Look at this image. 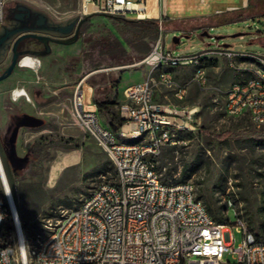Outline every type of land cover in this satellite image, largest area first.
<instances>
[{
	"label": "rangeland",
	"instance_id": "obj_1",
	"mask_svg": "<svg viewBox=\"0 0 264 264\" xmlns=\"http://www.w3.org/2000/svg\"><path fill=\"white\" fill-rule=\"evenodd\" d=\"M164 13L166 18L177 23L166 29L163 27L165 52L188 57L212 50H228L264 57V0H247L246 6L244 0H164ZM119 18L100 14L82 16L78 0H10L4 7L0 37L16 31L6 43L8 49L19 30L33 29L38 34L68 41L81 22L78 40L68 45L34 39L23 41L20 58L29 56L32 67L17 63L12 74L0 82V143L11 138L15 123L24 116L37 119L41 124L21 126L17 130L15 156L20 160L26 158L32 143L40 137L48 141L43 157L37 160L28 157L19 168L10 165L4 149L0 151L15 192L20 183L27 188L35 186L40 191L38 196L30 197L27 193L24 201L30 223H37L46 231L39 233L40 238L49 231L44 225L54 224L60 211L77 209L100 181H115V171L110 165L104 175L92 174L98 166L109 163L108 157L74 123L70 109L75 87L83 79L92 89L93 103L106 93L120 103L119 96L124 97L126 84L147 76L149 69L146 66H133L147 54L139 58L123 41V34L130 36L129 26ZM159 18L164 25L163 15ZM124 19L136 21L137 16L127 14ZM71 24L74 29L68 36L58 30ZM202 33L207 36L202 37ZM174 38L179 39L177 44L173 43ZM155 40H147L150 50ZM1 53L0 75L11 63V53L6 50ZM119 59L125 62L117 63ZM205 67L207 86L191 85L184 102L174 97L175 88H156L157 103L178 107L185 115L194 111L192 124L197 128L182 134L185 144L163 148L157 165L162 167L163 174L170 173V180L177 181L183 167L198 164L199 169L191 177L197 198L205 206L207 199L211 209L216 210L224 205L228 196L232 197L237 210L243 211L250 230L259 235L263 228L264 127L255 126L247 115L230 117L225 112L227 89L234 82L248 79L250 69L256 64L236 60L234 67H230L225 58H213ZM171 72L175 85L181 86L192 77L193 69L184 67ZM152 75L156 77L155 72ZM21 89L27 92L31 102L13 98V92ZM101 117L104 125L109 127L108 118ZM68 139L76 142L67 143ZM71 153L78 156V163L62 167L54 182H49L51 167ZM16 170H19V176L14 175ZM228 220L229 223L236 220L233 209L228 211ZM240 238L235 233V246ZM7 242L0 238L1 246ZM226 260L231 261L229 256Z\"/></svg>",
	"mask_w": 264,
	"mask_h": 264
},
{
	"label": "built area",
	"instance_id": "obj_2",
	"mask_svg": "<svg viewBox=\"0 0 264 264\" xmlns=\"http://www.w3.org/2000/svg\"><path fill=\"white\" fill-rule=\"evenodd\" d=\"M8 1L0 0V25ZM78 1L82 16L136 14L137 20H157V39L150 52L133 65H144L149 72L141 82L126 87L117 107L118 132L102 122L85 79L75 87L71 118L105 152L116 178L100 181L77 209L60 211L54 224L44 225L48 234L38 236L35 243L24 237L0 153V226L8 230V242L0 245V264H264V228L259 235L251 232L232 197L225 199L226 221L217 223L197 198L191 180L163 182L155 170L163 148L185 144L182 134L197 130L192 124L194 111L185 115L178 107L157 103L156 88L173 87L176 100L184 102L191 85L207 86L208 60L225 58L230 67L236 60L252 61L256 67L250 69L251 76L227 89L225 112L230 117L247 115L255 126L264 127V57L228 50L180 57L164 51L159 13L156 18H140L146 11L133 9L134 5L147 6V0ZM18 63L26 68L33 65L29 56ZM184 67L193 69L192 77L176 86L171 70ZM13 98L31 102L24 89L15 90ZM5 147V141L0 143L1 152ZM262 174L264 190V166ZM229 209L236 216L234 223H229ZM234 232L241 236L237 246ZM228 256L231 261L226 260Z\"/></svg>",
	"mask_w": 264,
	"mask_h": 264
},
{
	"label": "trees",
	"instance_id": "obj_3",
	"mask_svg": "<svg viewBox=\"0 0 264 264\" xmlns=\"http://www.w3.org/2000/svg\"><path fill=\"white\" fill-rule=\"evenodd\" d=\"M119 20H122L126 25L129 26L128 32H130V36L123 34L122 35L123 41L129 47H131L135 53L138 54L139 58L148 54L150 51V47H149L147 40H155L158 37V22L152 21V20L127 21L124 18H119ZM176 24L177 23L167 20L164 23V25L162 24V27L166 29L170 26H176ZM115 44L119 45V43H111L110 45L114 46ZM129 58L130 57H128V59ZM122 62H125V60H122V61H120V59L117 60V63H122ZM94 101H95L94 104L96 106L97 113L100 116L107 117L109 120L110 129L113 132H118L120 125H121V121L117 114V107L119 106L120 103L116 100L111 99L110 93H106L102 99H95ZM188 135H190V133ZM66 142L68 143V142H76V141L72 139H68L66 140ZM47 147H48V141L46 140V138L40 137L39 139L34 141L32 145L30 146L27 157L29 158L31 157L34 160H37L45 155ZM3 164H4V161H3ZM109 165L112 166V168L114 169L112 163L109 160V163L106 162L98 166L96 169H94V171H92L93 172L92 174L98 177L104 175L107 172V167ZM4 168H5V164H4ZM198 169H199L198 164H195L194 166L190 168L185 166L183 167L181 171L179 180L172 181L170 180L171 175L169 172L163 174L162 167L155 165V170L161 175L162 181L167 182V183L188 182L189 180H191V177L197 172ZM5 172H6V168H5ZM14 175L19 176L20 175L19 170H16L14 172ZM115 176H116V173H115ZM262 177H263V174H262ZM7 179H8V183L10 185V189L14 197V201H15V205L17 208L19 218L21 220L24 237L30 243H35L37 237L39 236V233L45 230L43 229L41 225H38L37 223H30V219L27 216L28 214L25 211L24 201L27 198V193H29V196L30 195L38 196L40 194V191L35 186H30L28 187L29 188L28 189L24 183H20L18 186V191L16 193L15 188L12 186L13 182H11L8 176H7ZM26 188L28 189V191H26ZM206 206H207L206 209L208 210L209 214L212 216V218L217 223L223 224L226 221V218L224 217V213H226V203L225 202H224V205H222V207H219L216 210H212L210 203L206 199ZM263 212H264V206H263ZM262 227L264 228V222L262 223ZM250 231L252 232V230ZM0 238L5 239L7 242L8 230L6 229V227L0 226Z\"/></svg>",
	"mask_w": 264,
	"mask_h": 264
},
{
	"label": "water",
	"instance_id": "obj_4",
	"mask_svg": "<svg viewBox=\"0 0 264 264\" xmlns=\"http://www.w3.org/2000/svg\"><path fill=\"white\" fill-rule=\"evenodd\" d=\"M81 24V22L76 26V28L74 29V25L71 24L70 26H68L67 28L64 29H58L59 31H61L62 33H64L66 36L70 35L71 32L74 29L73 32V36L70 40L68 41H59L57 39H53L47 35H41L38 34V32L36 30L33 29H23V30H19V34L18 36H16L11 44V63L10 65L7 67V69L0 75V82L7 79L13 72L14 68L16 67L17 63L19 62L20 59V53H18L17 48L18 45L20 43H22L23 41H25L26 39H34L43 43H56V44H64V45H68L71 43H74L78 40V34H79V25ZM50 30H53V28H51ZM11 32V33H6L5 35H3L2 37H0V57H1V52L7 50L6 43L9 40L10 37H12V35L15 33ZM202 37L207 36L206 33H202L201 34ZM179 42L178 38H174L173 39V43L177 44ZM5 48V50H4ZM2 49V51H1ZM41 124V121L34 119L32 117H28V116H24L22 117V120H19L15 123V128H14V132L11 136V138L5 140L6 142V147H5V154H6V158L7 161L10 163V165L14 168H19L22 164V162H25L26 160H28V157L24 158L23 160L18 159L15 156V140L17 137V130L21 127V126H37Z\"/></svg>",
	"mask_w": 264,
	"mask_h": 264
},
{
	"label": "bare ground",
	"instance_id": "obj_5",
	"mask_svg": "<svg viewBox=\"0 0 264 264\" xmlns=\"http://www.w3.org/2000/svg\"><path fill=\"white\" fill-rule=\"evenodd\" d=\"M134 10L137 11H146V14H142L140 13V18H146V17H150V18H156L158 16V9H157V2L156 0H147V6H142V5H134L133 6ZM28 60H25V64L27 63ZM78 163V156L71 153L68 155H65L64 157H62L60 159V161H58L56 164H54L50 171H49V182L53 181L57 171H59V169H61L62 167H66V166H70V165H76ZM54 182V181H53Z\"/></svg>",
	"mask_w": 264,
	"mask_h": 264
},
{
	"label": "crops",
	"instance_id": "obj_6",
	"mask_svg": "<svg viewBox=\"0 0 264 264\" xmlns=\"http://www.w3.org/2000/svg\"><path fill=\"white\" fill-rule=\"evenodd\" d=\"M247 5V0H244V6H246ZM157 9H158V13H159V15L160 14H163V16H164V19L167 21V20H169L168 18H166L165 17V13H164V0L163 1H158L157 2ZM170 21V20H169ZM141 76V75H140ZM144 78H140V80L139 81H137V82H135V83H138V82H141L142 80H143ZM132 84H134V83H129V84H126V85H132ZM121 85H122V82H121V84L119 85V91H120V87H121ZM126 85H124V86H126ZM126 89V88H125ZM92 90V89H91ZM118 91V92H119ZM125 91V90H124ZM120 93V92H119ZM91 99H92V93H91ZM119 99H120V101L122 102L123 100H124V97H121V96H119ZM95 105V104H94ZM101 117V116H100ZM101 120H102V117H101ZM103 121V120H102ZM18 139H17V137H16V140L15 141H17Z\"/></svg>",
	"mask_w": 264,
	"mask_h": 264
},
{
	"label": "flooded vegetation",
	"instance_id": "obj_7",
	"mask_svg": "<svg viewBox=\"0 0 264 264\" xmlns=\"http://www.w3.org/2000/svg\"><path fill=\"white\" fill-rule=\"evenodd\" d=\"M32 20H33V19H31V25L33 26ZM22 44H23V42L20 43V44L18 45V48H17L18 53H20V51H21V46H22ZM10 50H11V46H10V49L7 48L6 51H7L8 53H11ZM1 51H2V49H1ZM11 57H12V55H11Z\"/></svg>",
	"mask_w": 264,
	"mask_h": 264
}]
</instances>
